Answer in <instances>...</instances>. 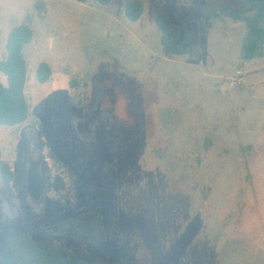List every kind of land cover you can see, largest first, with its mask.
<instances>
[{"label": "rangeland", "instance_id": "rangeland-1", "mask_svg": "<svg viewBox=\"0 0 264 264\" xmlns=\"http://www.w3.org/2000/svg\"><path fill=\"white\" fill-rule=\"evenodd\" d=\"M141 1L131 21L126 0H0V60L33 16L29 116L0 126L14 173L0 177V245L23 236L110 264H264V48L241 59L246 24L220 8L242 0ZM159 12L194 31V46L165 48ZM76 218L101 221L103 240Z\"/></svg>", "mask_w": 264, "mask_h": 264}, {"label": "trees", "instance_id": "trees-1", "mask_svg": "<svg viewBox=\"0 0 264 264\" xmlns=\"http://www.w3.org/2000/svg\"><path fill=\"white\" fill-rule=\"evenodd\" d=\"M84 3L90 0H74ZM106 4L112 0H93ZM34 7L38 17L43 19L45 4L37 1ZM221 13L236 20L245 22L247 31L243 38L240 57L251 60L263 55L264 48V0H242L240 4L225 3ZM125 16L131 21H137L143 14L141 0H126ZM206 15V9L203 10ZM206 17V16H205ZM33 16L27 13L24 20L13 26L6 38V56L0 60V72L6 77V82H0V126H15L23 123L29 116V105L25 97V82L27 62L23 48L33 39ZM156 24L162 34L161 44L172 54L182 53L183 46H194L195 32L188 30L184 35L185 26L175 24L164 12L156 15ZM210 22L203 21L201 31L206 34ZM39 83H46L51 78V68L46 62H41L35 72ZM0 177L3 183H10L14 178L9 164L0 158ZM83 220V219H82ZM72 219L76 231L88 239L102 241L103 227L101 221H82ZM0 264H110L100 257L91 254L74 253L61 246L50 243L30 242L23 236H18L7 244L0 245ZM203 264H219L210 260Z\"/></svg>", "mask_w": 264, "mask_h": 264}, {"label": "built area", "instance_id": "built-area-1", "mask_svg": "<svg viewBox=\"0 0 264 264\" xmlns=\"http://www.w3.org/2000/svg\"><path fill=\"white\" fill-rule=\"evenodd\" d=\"M241 79H242V72L238 71L235 76L231 77L229 82L230 86L234 87L235 85L239 84Z\"/></svg>", "mask_w": 264, "mask_h": 264}]
</instances>
